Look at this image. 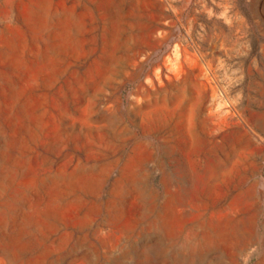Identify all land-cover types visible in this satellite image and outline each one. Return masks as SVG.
I'll return each instance as SVG.
<instances>
[{
	"label": "rangeland",
	"instance_id": "rangeland-1",
	"mask_svg": "<svg viewBox=\"0 0 264 264\" xmlns=\"http://www.w3.org/2000/svg\"><path fill=\"white\" fill-rule=\"evenodd\" d=\"M0 264H264V0H0Z\"/></svg>",
	"mask_w": 264,
	"mask_h": 264
}]
</instances>
